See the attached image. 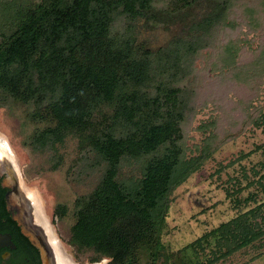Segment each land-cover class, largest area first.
Listing matches in <instances>:
<instances>
[{"label": "trees", "instance_id": "16d2710c", "mask_svg": "<svg viewBox=\"0 0 264 264\" xmlns=\"http://www.w3.org/2000/svg\"><path fill=\"white\" fill-rule=\"evenodd\" d=\"M199 4L206 10L163 45L141 38L140 22L171 27ZM247 33L259 38L255 50ZM198 57L217 85L193 107ZM263 83L264 0H0V107H25L28 146L49 154L50 170L62 163L57 147L77 141L69 169L97 181L74 202L68 245L93 252L94 262L216 264L263 240L264 202L176 257L161 242L173 191L223 143L264 129V102L253 106ZM226 88L247 96L235 95L233 113L217 95ZM211 106L188 158L187 117ZM126 167L139 175L126 180Z\"/></svg>", "mask_w": 264, "mask_h": 264}, {"label": "rangeland", "instance_id": "374dc122", "mask_svg": "<svg viewBox=\"0 0 264 264\" xmlns=\"http://www.w3.org/2000/svg\"><path fill=\"white\" fill-rule=\"evenodd\" d=\"M204 10L206 5L194 6L186 12L184 16V18L188 17L186 20L171 27L161 26L150 29L148 24L140 22L141 38L152 47H159L175 35L181 34L188 21L198 18ZM243 32H246L244 27ZM242 37L244 38L245 35ZM246 38L251 40L250 51L255 50L259 44L258 36L247 33ZM245 52V55H249L248 49L245 48ZM202 62V57H198L195 63V75L188 83L190 88L197 90L193 107L201 97H205L217 85L209 79L208 70ZM232 90L226 88L222 92H217V95L220 93L224 95L225 100L221 104L230 113H233V101L237 97L235 95L241 96L240 92ZM241 98H247V96L242 94ZM263 102L264 83L253 106H259ZM25 112L23 106L0 107V138L6 141L17 158L24 184L39 196L45 214L50 217V213L55 208L59 206L66 208L65 216L56 217L53 221L57 234L66 245H64L65 252L80 263L99 259L100 257L93 252H78L67 245L70 229L75 222L74 202L78 196L91 191L97 181L96 175L86 174L83 168L76 170L78 171L76 173L70 171L72 161L77 157V141L71 138L57 147L62 156V163L57 170H50L49 154L33 152L28 146V138L34 126L26 120ZM211 115H213L212 106L187 117V124L184 127L186 145L189 149L188 158L198 154L205 136L196 128L200 123L207 121ZM1 143L7 146L5 142L1 141ZM263 144L264 129L255 126L247 127L237 138L219 146L197 171L173 191L170 196L165 228L161 233L165 253L176 257L180 250L203 235L264 202V152L261 148ZM122 174L128 180L131 177H137L139 171L136 167H126ZM262 211L264 213V208ZM205 253L209 252L205 251ZM104 260L105 264H110L109 259L103 258L102 261ZM216 264H264V238Z\"/></svg>", "mask_w": 264, "mask_h": 264}, {"label": "flooded vegetation", "instance_id": "af4514ba", "mask_svg": "<svg viewBox=\"0 0 264 264\" xmlns=\"http://www.w3.org/2000/svg\"><path fill=\"white\" fill-rule=\"evenodd\" d=\"M0 140L6 143L4 139L0 138ZM1 141L0 264H47L46 258L49 259L50 264H55L53 254L59 264H71L70 261L75 264L100 263L102 259L96 262L91 259L80 263L65 252V244L57 234V228L55 229L53 223L57 217L56 208L50 213V217L45 214V210L39 205L38 199L41 200L39 196L25 186L17 158L9 145L6 143L5 146ZM32 209H36L37 219L44 226L35 224ZM24 217L27 221H23ZM48 240L53 243L49 244Z\"/></svg>", "mask_w": 264, "mask_h": 264}, {"label": "water", "instance_id": "95a60500", "mask_svg": "<svg viewBox=\"0 0 264 264\" xmlns=\"http://www.w3.org/2000/svg\"><path fill=\"white\" fill-rule=\"evenodd\" d=\"M38 201H39V205L43 208V206H42V202H41V200H39L38 199ZM31 215V214H30ZM37 216H38V214H37V211H36V209H32V218H34L36 221H35V224H37L38 226H44L43 224H41V222H39V220L37 219ZM27 221V218L26 217H24L23 218V221ZM31 220H33V219H31ZM49 241V240H48ZM51 243H53L52 241H51ZM50 243V241H49V244H51ZM48 244V245H49ZM47 256H48V254H47ZM46 257V256H45ZM53 258H54V261H55V264H59L58 263V260H57V258L55 259V257H54V254H53ZM46 260L48 261H46V263L47 264H50V262H49V259L48 258H46ZM71 262V264H75L74 262H72V261H70ZM106 262H105V260L104 261H101L100 263H98V264H105Z\"/></svg>", "mask_w": 264, "mask_h": 264}]
</instances>
